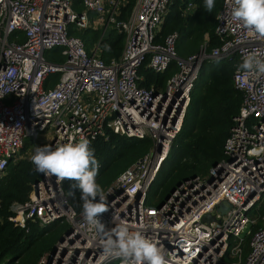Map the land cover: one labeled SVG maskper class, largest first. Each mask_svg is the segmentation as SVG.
Listing matches in <instances>:
<instances>
[{
    "label": "built area",
    "instance_id": "2783aa9c",
    "mask_svg": "<svg viewBox=\"0 0 264 264\" xmlns=\"http://www.w3.org/2000/svg\"><path fill=\"white\" fill-rule=\"evenodd\" d=\"M174 1L136 0L122 21L117 18L121 0H0V177L26 139L37 140L48 131L46 144L53 149L81 139L90 146L106 131L147 139L152 144L148 154L104 191L108 211L100 219L106 229L126 223L131 232L158 242L168 264H264V213L252 215L258 206L264 212V73L246 75L239 68L250 54L264 58V39L249 35L233 18L234 0H223L216 29L223 44L211 55L202 50L181 60L176 34L156 43ZM91 26L114 27L123 34L118 60L104 63L97 48L88 53L79 38L69 35L71 27L82 31ZM54 48L62 49L61 64L45 58ZM220 59L233 64V85L243 95L224 144L226 159L207 178L180 182L159 208L147 206V194L180 133L198 73L206 61ZM146 60L155 73L171 63L177 67L164 91L138 86V70ZM51 74H59V80L45 90ZM38 180L28 200L11 207L9 221L23 230L29 221L73 227L56 242L50 261L44 254L38 264H123L121 257H105L100 237L81 226L83 211L69 206L64 179L42 173ZM222 202L231 207L224 214L217 211ZM207 215L214 218L209 223L204 222ZM259 221L261 227L254 229ZM245 237L249 253L244 258Z\"/></svg>",
    "mask_w": 264,
    "mask_h": 264
},
{
    "label": "trees",
    "instance_id": "16d2710c",
    "mask_svg": "<svg viewBox=\"0 0 264 264\" xmlns=\"http://www.w3.org/2000/svg\"><path fill=\"white\" fill-rule=\"evenodd\" d=\"M136 0H121L118 20L126 21L131 15ZM223 0H215V7L209 13L204 0H176L169 8L162 28L156 37L161 44L169 36L176 34L175 52L179 59L187 60L203 50L211 55L219 48L225 38L216 32L218 15ZM188 5L193 6L189 9ZM91 20L93 14L89 13ZM69 35L79 38L88 53L97 48V56L106 64L121 57L124 36L114 27H94L82 31L69 28ZM61 48L45 52V58L55 64L64 62ZM146 60L138 70L137 84L141 88L164 91L167 82L177 73L171 63L163 73H155L147 67ZM235 68L228 60L205 62L190 92V102L185 111L180 133L175 138L169 155L153 182L167 194L185 179L207 178L210 169L226 159L224 144L238 115L243 95L233 85ZM59 74L49 75L43 89L54 87ZM31 140V139H30ZM29 140V141H30ZM27 141L19 154L12 158L4 174L0 177V264H38L44 254L50 251L62 233L58 222L40 226L29 221L26 230L18 228L9 221L13 216L11 207L23 204L41 177L31 160L23 157ZM99 161L96 182L105 191L126 170L140 161L151 150L149 140L129 139L106 131L89 146ZM152 184V185H153ZM62 190L68 196L69 206L76 212L83 211L81 191L75 181L64 179ZM261 206L253 209V214L263 215ZM261 227V222L254 227ZM243 257L249 253V237L244 238Z\"/></svg>",
    "mask_w": 264,
    "mask_h": 264
},
{
    "label": "clouds",
    "instance_id": "9594fccd",
    "mask_svg": "<svg viewBox=\"0 0 264 264\" xmlns=\"http://www.w3.org/2000/svg\"><path fill=\"white\" fill-rule=\"evenodd\" d=\"M233 18L249 32V35L264 39V0H234ZM205 10L211 12L215 0H204ZM239 68L246 75L264 73V58L261 55L246 56ZM90 141L67 143L53 149L45 144L35 146L31 157L36 171L55 175L60 179L75 181L83 201L81 225L95 232L101 239L105 257H121L123 264H168L158 242L149 240L140 231L131 232L126 223L106 229L100 217L108 211L107 198L96 182L99 161L89 147Z\"/></svg>",
    "mask_w": 264,
    "mask_h": 264
},
{
    "label": "rangeland",
    "instance_id": "374dc122",
    "mask_svg": "<svg viewBox=\"0 0 264 264\" xmlns=\"http://www.w3.org/2000/svg\"><path fill=\"white\" fill-rule=\"evenodd\" d=\"M78 11H81V9H79ZM92 19H95L92 18ZM51 133V131L46 132V134H44L43 136H41L39 139L37 140H30V139H26L25 141L27 144V149L25 150V153L23 154V157L27 158L28 160H31L32 155H34V151H35V146H43L46 144V141L49 139V134ZM30 140V141H29ZM150 141V140H149ZM21 150H18L15 154H19ZM167 196V192H164L163 188H158L155 183L151 186L148 194H147V202L146 205L147 206H151V207H157L159 204H161L163 202V200L165 199V197ZM59 225L62 226V233L65 231V229L69 226L67 223L65 222H58ZM60 235V236H61ZM59 240V239H58ZM115 264V263H113Z\"/></svg>",
    "mask_w": 264,
    "mask_h": 264
},
{
    "label": "water",
    "instance_id": "95a60500",
    "mask_svg": "<svg viewBox=\"0 0 264 264\" xmlns=\"http://www.w3.org/2000/svg\"><path fill=\"white\" fill-rule=\"evenodd\" d=\"M220 60H222V59H220ZM180 93H181V91H180V89L175 93V95H174V97H173V100L174 99H176L179 95H180ZM163 95H165V93H163ZM161 140H162V137H160L158 140H157V142H156V150L159 152V150H160V148H161ZM209 181H211V177L209 178ZM38 182H39V180H37L36 181V183L34 184V190L36 189V185L38 184ZM138 197H139V195H137L136 196V199H138ZM162 205V203L161 204H159L157 207L159 208L160 206ZM67 206H68V204H67ZM231 207H230V205H228L226 202H222L218 207H217V211L219 212V213H222V214H224V213H226V211L227 210H229ZM214 218L212 217V216H209V215H207V216H205L204 217V222L205 223H209L211 220H213ZM73 231V227L70 225V226H68L66 229H65V231L63 232V234L60 236V238H59V242L60 241H62L63 240V238L66 236V235H68V234H70L71 232ZM57 248H58V244L56 243V244H54L53 246H52V248L50 249V251L49 252H47L46 254V260L47 261H50V259L52 258V256L54 255V253H55V251L57 250Z\"/></svg>",
    "mask_w": 264,
    "mask_h": 264
}]
</instances>
